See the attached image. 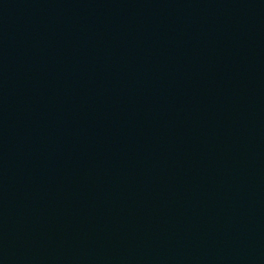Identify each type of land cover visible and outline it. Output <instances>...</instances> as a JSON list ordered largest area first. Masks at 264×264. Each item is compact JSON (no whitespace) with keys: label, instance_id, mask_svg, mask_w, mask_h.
<instances>
[{"label":"water","instance_id":"obj_1","mask_svg":"<svg viewBox=\"0 0 264 264\" xmlns=\"http://www.w3.org/2000/svg\"><path fill=\"white\" fill-rule=\"evenodd\" d=\"M0 264H264V0H0Z\"/></svg>","mask_w":264,"mask_h":264}]
</instances>
